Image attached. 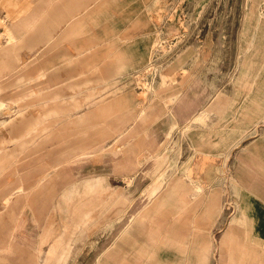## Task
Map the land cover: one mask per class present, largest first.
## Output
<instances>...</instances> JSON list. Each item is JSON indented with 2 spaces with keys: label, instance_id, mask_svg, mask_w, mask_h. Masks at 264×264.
Instances as JSON below:
<instances>
[{
  "label": "rangeland",
  "instance_id": "obj_1",
  "mask_svg": "<svg viewBox=\"0 0 264 264\" xmlns=\"http://www.w3.org/2000/svg\"><path fill=\"white\" fill-rule=\"evenodd\" d=\"M17 68L78 75L0 98V264H264L240 203L264 196V0H0V85Z\"/></svg>",
  "mask_w": 264,
  "mask_h": 264
},
{
  "label": "crops",
  "instance_id": "obj_2",
  "mask_svg": "<svg viewBox=\"0 0 264 264\" xmlns=\"http://www.w3.org/2000/svg\"><path fill=\"white\" fill-rule=\"evenodd\" d=\"M117 27L122 28V27H126V25H124L123 23H118ZM78 44H83L85 43V40H81L80 38L78 39ZM14 74L11 76L12 78L8 81L3 82L0 85L1 88V93H0V98L3 101H8L10 102L11 100H18L21 98L22 92L23 91H28V89L30 91H34V92H50L55 90L56 88L60 87L61 85L59 83H55V81H59L58 77H69L71 75H78V73H75L76 71L73 70H66L62 73H54L52 70L50 69H45L44 72L45 73H41L39 72V69H30V70H24L22 68H17L14 69ZM26 72H29V76L30 78V83L27 85H19V81H21V79H23L24 76L27 75ZM41 75L45 76V80H40L39 77ZM65 79V78H63ZM68 85V84H67ZM65 85V87L62 89V91H66V89L68 88V86ZM61 98H68L69 94H61L60 95ZM59 98V94H53L52 98ZM3 137L0 135V140ZM65 148H62V162L65 163ZM111 168V166H109ZM105 166H101V165H94V164H89L86 166H77V167H66L63 168L64 173H66L68 176L70 175V172L72 173V175L77 176V177H84V176H88V175H100L103 174L105 171ZM102 179L98 178V184L101 185L102 183ZM84 183H86L87 188L91 185V179L90 178H86L83 180ZM167 189L164 192V195L162 198H160L159 200V205L163 206L164 205V201L166 199H168L171 194H174V192H176L179 188V181H169L167 182ZM165 185H160L161 189H164ZM3 185L0 184V188ZM256 187V185H254ZM80 191V188L78 187H74L73 185H70L67 189H66V193H78ZM240 203L241 205L245 206L248 205V210H249V214L247 216V219H245L246 222L250 221V222H256V230L258 231V234L261 237H264V230L260 228V224L262 220V216H264V196H259L256 195L253 192H243L242 198L240 199ZM38 214V213H37ZM35 218V217H34ZM36 219L38 220H42L44 219V217H40L37 216ZM126 245V246H125ZM19 249L20 250H25L27 251V247L25 246V244H22V246L20 245V242L18 243ZM103 247H107L106 245H101L99 244V248L97 249L99 251H102ZM111 247H113V245H111ZM114 250L111 249L109 254L107 256H105V259L103 261L100 262V264H137L135 262V253H139L142 251L141 249V245L138 244H116L114 245ZM121 252H125L127 254H120ZM163 255L159 254V261L160 258ZM164 257V256H163ZM163 259V258H161ZM164 261V260H163ZM22 262V261H20ZM97 260H94L93 264H96ZM14 264H20L19 260H15ZM139 264H144V262H140Z\"/></svg>",
  "mask_w": 264,
  "mask_h": 264
}]
</instances>
